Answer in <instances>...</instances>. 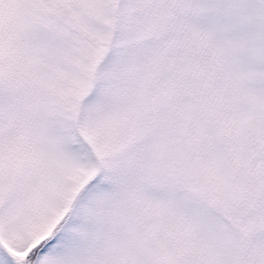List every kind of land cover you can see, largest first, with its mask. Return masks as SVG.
Returning <instances> with one entry per match:
<instances>
[{
    "label": "snow or ice",
    "instance_id": "obj_1",
    "mask_svg": "<svg viewBox=\"0 0 264 264\" xmlns=\"http://www.w3.org/2000/svg\"><path fill=\"white\" fill-rule=\"evenodd\" d=\"M0 264H264V0H0Z\"/></svg>",
    "mask_w": 264,
    "mask_h": 264
}]
</instances>
